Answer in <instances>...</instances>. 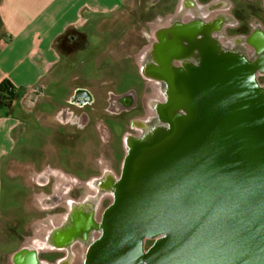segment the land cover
I'll return each instance as SVG.
<instances>
[{"label":"water","instance_id":"95a60500","mask_svg":"<svg viewBox=\"0 0 264 264\" xmlns=\"http://www.w3.org/2000/svg\"><path fill=\"white\" fill-rule=\"evenodd\" d=\"M208 45L129 143L84 264H264V85ZM146 241H151L145 247Z\"/></svg>","mask_w":264,"mask_h":264},{"label":"flooded vegetation","instance_id":"af4514ba","mask_svg":"<svg viewBox=\"0 0 264 264\" xmlns=\"http://www.w3.org/2000/svg\"><path fill=\"white\" fill-rule=\"evenodd\" d=\"M180 1L183 3L178 16L169 18L168 24L156 30L153 37H142L136 62V55L131 56L132 63L142 73L144 85L145 80L149 81L162 92L161 100L149 104L151 118L128 115L144 109L133 88L121 94L108 90L103 103L97 101L93 91L76 86L57 111L59 124L53 136L60 147L55 156L52 149H42L47 163L38 174L40 186L52 190L48 199L61 204L57 210H65L62 204L82 205L87 210L88 222L94 223L88 224V231L80 237L65 240L64 251L55 255L64 256L65 263L75 261L72 244L83 248L81 263L84 264L87 247L101 235V217L113 201V189L121 180L129 143L139 140L144 125L157 119L156 108L165 102L167 81L174 73H188V69L199 66L208 45L218 49L225 45L256 64L257 81L264 85V0ZM161 3L165 9H161ZM179 5V0H147L144 5L147 21L164 20L163 16L167 19ZM213 11L217 13L209 16ZM185 12L188 19H179ZM31 95L32 101L39 99L38 90L33 89ZM54 158L60 162L56 172L49 167Z\"/></svg>","mask_w":264,"mask_h":264},{"label":"crops","instance_id":"0c3cea01","mask_svg":"<svg viewBox=\"0 0 264 264\" xmlns=\"http://www.w3.org/2000/svg\"><path fill=\"white\" fill-rule=\"evenodd\" d=\"M126 2L127 0H0V81L7 79L11 82L15 98H19L23 113L28 116L26 120L14 117L12 113L0 114V194L1 177L5 174L10 181L11 196L18 197L19 205L16 208L20 207L21 211V207L28 206L33 211V215L24 213L25 217L21 218V213L15 214L9 207L11 212L5 216L0 198V220L18 223L16 229L18 228L20 235L19 243L12 250H3L6 264H29L31 255L33 264H73L70 260L63 263L64 256L55 255L64 251L62 245L65 240L59 228L74 205L62 204L65 210H57L56 207L61 204L48 199L52 190L40 186L38 179V174L45 169L47 163V158L41 151L47 146L48 136H53L58 130L57 111L64 106L66 97L76 87L70 88L63 104L56 103L53 95L46 89L52 73L73 71L67 67L64 58L73 57L76 51L63 54L57 50L55 43L67 29L74 28L85 36L90 31L100 30L102 39L109 37L111 43L118 44L127 34V24H124ZM179 2V8L173 14H168L167 19L155 18L149 22L147 19L143 20L140 28L142 31L145 29L146 34L139 32L140 38L153 37L156 30L168 24L169 18L178 16L183 3ZM216 13L217 11H213L209 16ZM182 15L184 16L179 19L186 20L189 17L186 12L179 16ZM138 54L139 51L133 54L136 55L135 62ZM81 62L85 64L90 61L85 56ZM78 87L91 90L88 86ZM33 89L38 90L42 103H38L39 99L31 100ZM12 105L13 103L5 108H11ZM57 143V140L52 143L54 156L59 149ZM59 165L60 162L54 158L49 167L55 170ZM9 166L14 168L13 174L24 175L25 184L10 179L12 173L8 170ZM7 245L3 244L2 247ZM75 246L77 245L71 244L73 253Z\"/></svg>","mask_w":264,"mask_h":264},{"label":"rangeland","instance_id":"374dc122","mask_svg":"<svg viewBox=\"0 0 264 264\" xmlns=\"http://www.w3.org/2000/svg\"><path fill=\"white\" fill-rule=\"evenodd\" d=\"M146 1L147 0H127V12L124 14V24H127L125 28L127 34L118 44L111 43L109 37L107 39H102L101 35H99L100 30L90 31L86 36V45L76 50L73 57L64 58L67 67L73 69V71L70 73H52V77L46 88L53 95L56 103L63 104V100L68 94V91L74 86H88L93 93H96L98 98L97 101L103 103L105 101L106 91L110 90L111 92L121 94L129 88H133L136 92L137 101H143L144 109L142 110L139 108L128 115L130 116L135 113L143 118H151L150 114L148 115V113H150L149 104H152V102L156 100H161L162 92L156 84H151L149 81L145 80L144 85L142 73L138 71V68L135 67L131 60V56L137 52L143 42L142 38L139 36V32H146L145 29L142 31L140 28L143 20L145 21L147 19V15L144 11ZM160 7L161 9H165L162 3ZM161 18L165 19L164 16ZM128 28H132L133 30H128ZM162 33L163 31L161 30V34ZM223 47L224 48L220 47V49L222 48L229 51L225 45ZM85 56L89 58L90 62L85 64H82V62L80 63L81 59ZM38 103H42V98L39 99ZM44 108L48 109V107ZM11 113L14 117L28 120L27 114L23 113L19 98L14 99L11 108L0 106V114L8 115ZM149 121L150 119L147 122ZM55 140L56 136H48L46 147L52 149V143L55 142ZM8 170L12 173L14 168L9 166ZM11 176L10 179L12 181L17 180L19 183L25 184V177L22 173H12ZM9 182L8 177L3 174L1 177L0 194L3 214L5 216L8 215L11 212L9 211L10 207L12 211L16 212L15 214L19 215L21 213V218L25 217V215H23L24 213L29 216L33 215V211L28 206L21 207V211L20 207L16 208L19 205L18 197L11 196ZM87 217L88 213L86 208L84 209V206H72L69 213L63 218L62 225L59 228L63 240L78 238L81 236L82 232L86 233L89 229L88 224H94L93 220L89 223ZM17 225L18 223L14 221L0 220V264H6L3 250H12L15 245L19 243L20 235L19 231H17L18 228L16 229ZM3 244L8 245L4 248L2 247ZM146 246H148V243L145 244V247ZM74 251L75 261H73V264H82L81 257L83 255V248L77 245ZM65 261H63V263ZM28 263L33 264L32 255Z\"/></svg>","mask_w":264,"mask_h":264},{"label":"trees","instance_id":"16d2710c","mask_svg":"<svg viewBox=\"0 0 264 264\" xmlns=\"http://www.w3.org/2000/svg\"><path fill=\"white\" fill-rule=\"evenodd\" d=\"M86 36L84 33L74 29H67L56 39L55 46L63 54L74 52L86 45ZM15 99V90L11 82L7 79L0 81V105L9 107ZM151 241L148 243L150 245ZM147 247V246H146Z\"/></svg>","mask_w":264,"mask_h":264}]
</instances>
